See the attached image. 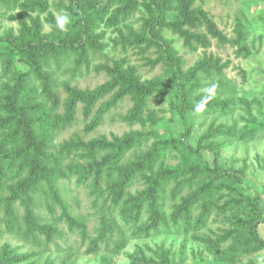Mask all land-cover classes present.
Listing matches in <instances>:
<instances>
[{"label": "trees", "instance_id": "obj_1", "mask_svg": "<svg viewBox=\"0 0 264 264\" xmlns=\"http://www.w3.org/2000/svg\"><path fill=\"white\" fill-rule=\"evenodd\" d=\"M67 2V6L58 2L68 17L65 30L48 13L45 21L49 32H43L35 17L29 24L23 22L17 35L0 38V229L34 249L19 253L16 247L3 244L0 264H39L38 251L49 252L52 245L65 252L72 249L75 239L86 246L85 255H95L108 248L113 232L120 235L122 243L130 237L195 235L206 227L212 215H223L226 226L214 238L197 239L219 254L221 264L264 250V239L258 232L264 223L262 194H245L238 186V174L231 168L223 169L219 163V153L225 145L218 142L219 138L225 143L233 139L251 141L257 131L249 122L242 128L212 122L197 147L188 144L193 114L206 115L216 110L225 114L231 101L208 99L209 93L197 94L201 88L197 73L210 74L218 66L206 58L196 70L183 72L182 60L160 35L168 29L190 49L194 43L206 46L205 36L194 30L202 19L206 20L208 10L193 9L192 0H177L178 18L166 22L172 9L169 0ZM238 2L240 5L229 15L238 39L230 42L242 46L247 29L253 24L264 27V15L258 13L249 20ZM48 6L47 0H0V9L22 11L11 15L13 20L30 13L43 14ZM137 12L143 14V23L129 37L140 41L144 48L155 47L159 60L171 69L170 82H141L131 69L122 68L123 61L112 66L98 64L94 70L103 71L109 79L93 90L59 82L62 74L70 79L89 71L96 55L102 52V34L97 33L101 25L121 33L118 26L132 28L127 22ZM60 88L65 94L63 101ZM168 94L177 100L175 107L181 119L177 131L132 130L88 141L75 135L55 143L56 136L75 120L77 110L89 117L99 102L95 118L86 126L88 131L99 126L105 114L124 98L132 102V108L121 118L123 122L155 125V114L145 115L144 110L151 99L161 101ZM107 96L108 101L102 102ZM150 141L145 152L137 153ZM173 149L180 157L175 166L165 163ZM203 153L210 154V163L203 160ZM66 184L84 188L88 197H93L98 225L92 236L86 216L77 214L68 202L63 190ZM136 184L143 188L132 192ZM168 202L172 203L171 212L166 214ZM71 237L75 239L69 243ZM222 244L226 245L223 249ZM150 253L138 249L130 264L184 262L182 256L176 260L162 247ZM101 261L111 264L110 258L102 257ZM54 263L47 258L42 264ZM60 264L67 262L62 260Z\"/></svg>", "mask_w": 264, "mask_h": 264}, {"label": "rangeland", "instance_id": "obj_2", "mask_svg": "<svg viewBox=\"0 0 264 264\" xmlns=\"http://www.w3.org/2000/svg\"><path fill=\"white\" fill-rule=\"evenodd\" d=\"M47 1L49 5L47 12L39 15L30 13L28 17L15 20L11 19L10 16L21 14V10L10 12L0 9V38L17 35L21 24L23 22L29 24L31 18L35 17L39 18L43 32H49L50 27L45 21L48 13L52 14V17L57 21L66 13L58 6V2L61 1L66 6L68 2L67 0ZM240 2L243 12L249 20L256 18L255 14L263 13L264 15V0H240ZM192 3L193 9H206L209 12L206 14V20L202 19L201 25H198L194 30L197 34H203L208 44L203 46L194 43L190 49L184 44L183 39L173 34L171 30L163 29L160 35L171 43L176 51V56L182 60L181 67L185 73L196 70L198 64H204L206 58H211L219 69L214 68L210 74H205L202 71L197 73L201 84V88L197 89V94L209 93L208 99L230 100L231 103L225 114L218 110L206 115L194 113L192 116L193 131L188 144L197 147L200 137L212 122L214 125H235L237 128H242L248 122L252 123V128L257 132L251 141L233 139L225 143V139H218V142L225 144L219 153V163L223 169L231 168L233 172L238 174V177L241 178L238 186L245 194L261 193L264 203V27L253 24V28L247 29V36L241 42L242 46L236 43L232 44L230 41L237 40L238 36L235 33L234 20L229 15L234 12V8L239 3L238 0H192ZM169 4L172 9L168 11L166 22L178 18L177 0H169ZM142 17L143 14L135 13L127 22L132 28L118 26L121 33L115 28L101 25L97 33L102 34V39H100L102 52L96 55L89 71H83L80 76L70 79L69 75L62 74L59 76V82L68 81L71 86H76L79 89L93 90L109 79L106 73L95 71L94 68L102 63L112 66L119 61H123L122 68L131 69L141 82L156 79L170 82L171 69L159 60L155 47L144 48L145 45L141 44L140 41L134 37H129L141 29ZM242 21L244 22V20ZM61 90L62 88L59 89L60 92H62ZM64 97L65 94L62 92V101ZM174 97V95L168 94L161 101L151 99L148 102V106L144 110L145 115L149 112L154 113L158 120L155 125L149 122L145 125L137 122H123L121 118L132 108V102L127 98L117 102L115 107L105 114L100 125L90 131L87 130L86 126L95 118L101 102L93 107L89 117H85L82 111L77 110L75 120L56 136L55 143L60 144L75 135L88 141L102 136L109 139L111 136H121L132 130L156 128L162 131H177L181 119L176 111L177 100ZM108 99L107 96L102 102H107ZM151 143L152 141L142 146L137 153L145 152ZM128 158L131 159V155ZM202 158L205 162H211V156L208 153H203ZM179 161L180 157L173 149L168 153L165 163L175 166ZM66 185L63 190L68 202L74 206L77 214L86 216L88 230L92 236L95 227L98 225V215L92 208L93 197L89 198L88 191L84 188L76 187L74 184ZM142 188V185L136 184L131 191H140ZM171 204V202L166 203V214L171 212L169 208ZM222 219L223 215L221 217L212 215L206 227L194 233L195 235L161 234L147 239L130 237L122 243L123 241H119L120 235L113 232L110 237L111 240L108 242V248L106 250L102 248L97 254L90 256L84 254L86 246H81L74 237H71L69 243L75 239V243L71 245V250L61 252L50 245L49 252L38 251L41 254L39 264H42L47 258L54 260V264H60L62 260L66 261L67 264H102V257L110 258L111 264H130L138 249L147 255H151L150 250L160 247L168 249L176 260L182 256L183 264H221L222 259L219 258V254L216 255L213 251H209L206 245L197 238H214V234L219 233V230L226 226ZM2 230L0 229V246L9 244L16 247L19 253H30L34 250L30 245L1 232ZM258 232L264 239V223L258 227ZM225 246L222 244L221 248L223 249ZM62 247L64 248L65 245ZM224 264H264V250L255 254L238 256L233 263L229 261Z\"/></svg>", "mask_w": 264, "mask_h": 264}, {"label": "clouds", "instance_id": "obj_3", "mask_svg": "<svg viewBox=\"0 0 264 264\" xmlns=\"http://www.w3.org/2000/svg\"><path fill=\"white\" fill-rule=\"evenodd\" d=\"M68 17L65 16H61L58 18L57 20V26L61 29V30H65V24L68 23Z\"/></svg>", "mask_w": 264, "mask_h": 264}]
</instances>
